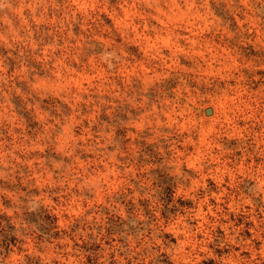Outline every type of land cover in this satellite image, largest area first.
Wrapping results in <instances>:
<instances>
[{"label": "rangeland", "instance_id": "1", "mask_svg": "<svg viewBox=\"0 0 264 264\" xmlns=\"http://www.w3.org/2000/svg\"><path fill=\"white\" fill-rule=\"evenodd\" d=\"M0 264H264V0H0Z\"/></svg>", "mask_w": 264, "mask_h": 264}, {"label": "water", "instance_id": "2", "mask_svg": "<svg viewBox=\"0 0 264 264\" xmlns=\"http://www.w3.org/2000/svg\"><path fill=\"white\" fill-rule=\"evenodd\" d=\"M209 110H210L209 108H208V109H205V113H207V111H208V113H209Z\"/></svg>", "mask_w": 264, "mask_h": 264}]
</instances>
